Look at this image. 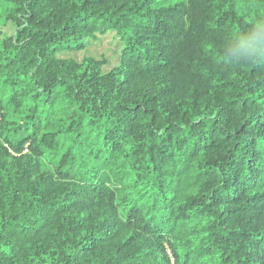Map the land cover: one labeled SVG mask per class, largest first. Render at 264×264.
<instances>
[{
  "label": "trees",
  "instance_id": "16d2710c",
  "mask_svg": "<svg viewBox=\"0 0 264 264\" xmlns=\"http://www.w3.org/2000/svg\"><path fill=\"white\" fill-rule=\"evenodd\" d=\"M0 264H264V0H0ZM114 31L119 63L58 54Z\"/></svg>",
  "mask_w": 264,
  "mask_h": 264
},
{
  "label": "rangeland",
  "instance_id": "374dc122",
  "mask_svg": "<svg viewBox=\"0 0 264 264\" xmlns=\"http://www.w3.org/2000/svg\"><path fill=\"white\" fill-rule=\"evenodd\" d=\"M172 2L175 0H164ZM15 30V24L11 21L0 18V35L11 34ZM122 43L118 35L110 30L106 34H100L96 39L87 41L86 47L81 50H68L60 52L62 57H73L81 61L84 57L92 56L104 62V69L107 71L116 66L121 57Z\"/></svg>",
  "mask_w": 264,
  "mask_h": 264
},
{
  "label": "clouds",
  "instance_id": "9594fccd",
  "mask_svg": "<svg viewBox=\"0 0 264 264\" xmlns=\"http://www.w3.org/2000/svg\"><path fill=\"white\" fill-rule=\"evenodd\" d=\"M262 50H264V24H258L256 30L239 43L233 52L245 59L255 60L261 55Z\"/></svg>",
  "mask_w": 264,
  "mask_h": 264
},
{
  "label": "built area",
  "instance_id": "2783aa9c",
  "mask_svg": "<svg viewBox=\"0 0 264 264\" xmlns=\"http://www.w3.org/2000/svg\"><path fill=\"white\" fill-rule=\"evenodd\" d=\"M0 125H1V115H0Z\"/></svg>",
  "mask_w": 264,
  "mask_h": 264
}]
</instances>
